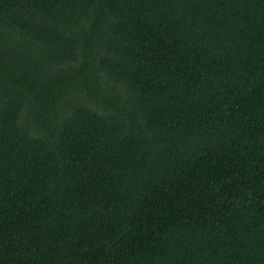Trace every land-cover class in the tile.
Returning a JSON list of instances; mask_svg holds the SVG:
<instances>
[{
  "label": "trees",
  "instance_id": "obj_1",
  "mask_svg": "<svg viewBox=\"0 0 264 264\" xmlns=\"http://www.w3.org/2000/svg\"><path fill=\"white\" fill-rule=\"evenodd\" d=\"M0 264H264V0H0Z\"/></svg>",
  "mask_w": 264,
  "mask_h": 264
}]
</instances>
